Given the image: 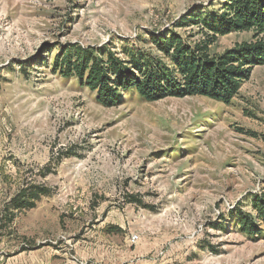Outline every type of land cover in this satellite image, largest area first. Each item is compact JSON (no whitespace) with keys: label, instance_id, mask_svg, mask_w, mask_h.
<instances>
[{"label":"rangeland","instance_id":"374dc122","mask_svg":"<svg viewBox=\"0 0 264 264\" xmlns=\"http://www.w3.org/2000/svg\"><path fill=\"white\" fill-rule=\"evenodd\" d=\"M226 3L0 0V264H264V65L229 104L126 92L113 107L54 66L83 49L171 67L153 37L193 47L205 37L192 21ZM257 41L231 32L209 53ZM30 184L50 194L11 207Z\"/></svg>","mask_w":264,"mask_h":264},{"label":"trees","instance_id":"16d2710c","mask_svg":"<svg viewBox=\"0 0 264 264\" xmlns=\"http://www.w3.org/2000/svg\"><path fill=\"white\" fill-rule=\"evenodd\" d=\"M220 17L200 15L192 22L201 24L205 37L192 47L181 36L172 33L153 37V42L170 62L144 55L129 54V61H120L112 53L107 60L83 49L67 50L54 61L64 77L77 75L90 90L97 93L98 102L106 107L117 104L119 96L135 92L143 100L154 102L167 97L204 96L229 104L242 85L251 77L254 67L264 65V41L244 43L220 57H211L210 47L219 36L231 32L254 31L256 38L264 36V0H226ZM74 53V54H73ZM87 75L84 78V75ZM50 190L30 184L22 188L10 202L14 209L30 210ZM258 218L264 223V202H254ZM240 227L253 234L251 216L240 213Z\"/></svg>","mask_w":264,"mask_h":264}]
</instances>
